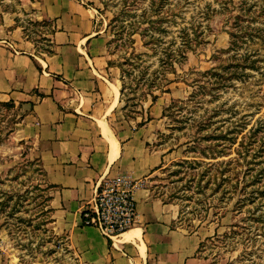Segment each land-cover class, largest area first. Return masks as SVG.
I'll return each instance as SVG.
<instances>
[{
    "label": "rangeland",
    "instance_id": "1",
    "mask_svg": "<svg viewBox=\"0 0 264 264\" xmlns=\"http://www.w3.org/2000/svg\"><path fill=\"white\" fill-rule=\"evenodd\" d=\"M87 4L120 71L112 127L125 139L151 121L147 145L165 156L155 195L179 207L188 231L202 233V264H264V0ZM232 33L244 36L235 48ZM166 49L175 53L174 73L161 66ZM163 72L169 83L152 89ZM28 111L0 102V262L69 264L73 255L49 228L50 187L22 132Z\"/></svg>",
    "mask_w": 264,
    "mask_h": 264
},
{
    "label": "crops",
    "instance_id": "2",
    "mask_svg": "<svg viewBox=\"0 0 264 264\" xmlns=\"http://www.w3.org/2000/svg\"><path fill=\"white\" fill-rule=\"evenodd\" d=\"M87 1L0 3V102L29 109L21 128L50 187L49 228L73 255L64 263L202 264V233L188 231L179 207L154 193L165 156L147 145L151 121L125 139L111 125L120 71ZM118 174L146 184L136 193L137 224L112 246L82 224L81 210Z\"/></svg>",
    "mask_w": 264,
    "mask_h": 264
},
{
    "label": "built area",
    "instance_id": "3",
    "mask_svg": "<svg viewBox=\"0 0 264 264\" xmlns=\"http://www.w3.org/2000/svg\"><path fill=\"white\" fill-rule=\"evenodd\" d=\"M145 184L127 174L106 177L94 199L83 206L82 224L99 230L115 246L138 222L136 193Z\"/></svg>",
    "mask_w": 264,
    "mask_h": 264
},
{
    "label": "trees",
    "instance_id": "4",
    "mask_svg": "<svg viewBox=\"0 0 264 264\" xmlns=\"http://www.w3.org/2000/svg\"><path fill=\"white\" fill-rule=\"evenodd\" d=\"M235 34H237V33H235ZM234 33H232V35H233V38H234V40H233V44H232V46H233V48H235L237 45H238V39L239 40H241L240 38L241 37H244V36H241V37H239V36H236ZM147 45L149 44V43H146ZM154 44V43H153ZM174 58H176L175 57V53L173 52V51H171V50H169V49H166L164 52H163V57H161V66H164V65H168V66H171L172 67V69H171V73L173 72H175V69L173 68V65H174ZM233 59H235V60H239L240 58H238V57H233ZM255 62V61H254ZM110 65H114V63H112V62H110ZM123 66H131L133 69L132 70H134V69H136L139 65L137 64V63H133V62H129V61H125V63L123 64ZM241 66V65H240ZM237 67H239V65L237 64V65H234V68H237ZM254 68L253 67V65H244L243 66V68ZM230 68H226V70H229ZM124 74H127V76H128V78H131V76H132V73H131V71H126V70H124L123 69V71H122ZM238 71H234L233 73H231V77H226V79L228 78V80H231V79H233V78H241L242 76H244V70H241L240 72H238ZM157 73V71H155L154 72V74H156ZM168 73H170V72H168ZM237 74H239V75H237ZM157 80H160V82H166V83H169V81H167V72H163L162 73V77H158V76H156L154 79H153V84H152V86H151V88L153 89V88H156V89H158L159 88V86L160 85H162L161 83H158V85H156V81ZM122 81H124V79L122 80ZM126 85V83L124 84V86ZM122 93H123V96H125V92H124V88L122 89ZM152 98H153V102L154 101H156V99H157V96H154L153 94H152ZM223 172L224 171H222V173L221 174H223ZM218 186V185H217Z\"/></svg>",
    "mask_w": 264,
    "mask_h": 264
}]
</instances>
